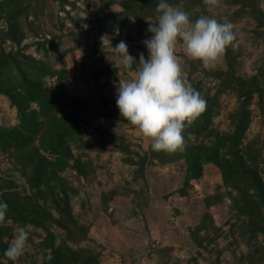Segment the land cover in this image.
I'll list each match as a JSON object with an SVG mask.
<instances>
[{
  "label": "rangeland",
  "instance_id": "obj_1",
  "mask_svg": "<svg viewBox=\"0 0 264 264\" xmlns=\"http://www.w3.org/2000/svg\"><path fill=\"white\" fill-rule=\"evenodd\" d=\"M120 1L67 0L61 7L53 0H26L22 6L29 7L18 20L23 34L19 46L10 42L3 45L6 52L20 48L51 70L68 71L63 80L47 75L45 86L51 91L63 89L80 101L81 141L72 152L80 159L84 176L68 169L62 177L70 189V215L81 231H67L56 223L50 231L63 236L74 249L100 253L99 264H264V235L251 234L250 220L240 211L239 195L223 186L219 169L205 165L200 179L192 181L186 195L181 196L184 150L153 151L151 141L121 118L115 103L119 80L131 78L133 72L122 68L111 46L123 40L137 62L141 53L147 59L143 41L151 38L148 23L155 22L159 14H126ZM255 1L264 9V0ZM168 2L185 10L193 20L207 15L230 22L235 34L229 46L235 75L249 79L264 73V41L255 33L256 22L233 0L219 7L206 6L205 13L196 0ZM177 55L192 87L200 83L202 95L215 94L219 82L213 75L227 70L225 56L206 67L187 57L182 46H178ZM106 69H117V73L108 76ZM218 104L213 127L225 133L231 130L229 114L237 106L236 95L229 89L221 90ZM249 110L251 123L245 143L251 144V154L257 159L254 166L264 180V98L255 96ZM16 123V108L0 95V126ZM189 133L183 132L185 147L201 140ZM114 135L124 139L128 152L120 149ZM142 162L140 169L138 163ZM29 171V167L14 166L12 159L0 154V184L14 181L18 189L29 192L26 180L17 178ZM112 190L115 196L103 204L101 193ZM44 205L58 220L50 204ZM261 213L264 216V209ZM19 227L28 231L30 246L13 263L44 264L49 251L39 243L46 231L13 225L10 243Z\"/></svg>",
  "mask_w": 264,
  "mask_h": 264
},
{
  "label": "trees",
  "instance_id": "obj_2",
  "mask_svg": "<svg viewBox=\"0 0 264 264\" xmlns=\"http://www.w3.org/2000/svg\"><path fill=\"white\" fill-rule=\"evenodd\" d=\"M26 0H0V95L6 97L16 108L17 123L14 126H0V154L7 155L14 166L29 167L24 178L29 188L18 189L14 181L0 184V202L7 204L6 223L0 225V264H14L5 250L12 237V226L31 225L42 228L46 235L41 239V248L49 251L44 264H99L100 253L91 249H74L67 240L50 231L54 223L60 228L80 233L69 210V186L62 174L68 169L84 176L80 159L75 158L72 147L81 141L79 99L66 94L63 89L51 91L45 86L44 77H68L66 70H51L48 64L24 55L20 48L6 52L3 45L10 42L19 46L23 34L18 23L29 7H23ZM63 7L67 0H53ZM205 13L203 0H196ZM239 10L251 16L256 22V35L264 41V9L255 0H233ZM159 0H121L124 13L156 12ZM226 3V0H221ZM4 24V26H3ZM2 26V27H1ZM43 45H40L42 47ZM45 54V52H44ZM46 55V54H45ZM227 70L217 71L219 89L212 96L202 95L200 83L193 86L206 101L204 112L185 127L201 140L184 148L185 173L180 195L185 196L192 181L200 179L203 167L215 165L226 188L239 195L240 211L250 220L251 234L264 235V180L257 166V159L251 154L252 146L245 143L246 132L251 123L249 106L255 96L264 98V73L242 79L235 75V59L228 47L225 55ZM106 75L115 76L117 69L104 70ZM229 89L237 98V106L229 114L231 130L220 133L213 127V119L219 114L218 97L221 90ZM123 152L128 146L122 137L112 136ZM122 146V147H121ZM128 163L136 164L132 159ZM141 169L144 162L138 163ZM116 191L102 192V203L106 204ZM58 213L55 221L44 205Z\"/></svg>",
  "mask_w": 264,
  "mask_h": 264
},
{
  "label": "clouds",
  "instance_id": "obj_3",
  "mask_svg": "<svg viewBox=\"0 0 264 264\" xmlns=\"http://www.w3.org/2000/svg\"><path fill=\"white\" fill-rule=\"evenodd\" d=\"M203 3L219 7L221 0ZM156 12L155 22L148 23L151 38L143 41L147 59L141 53L137 62L123 40L114 48L110 44L122 68L133 72L131 78L119 80L115 103L121 118L151 141L153 151L176 153L184 150L185 127L206 108V101L183 72L177 48L182 46L187 57L212 67L226 55L235 34L230 22L207 15L193 20L168 0H159ZM7 209V204L0 202V225L6 223ZM29 246L28 231L19 227L4 255L15 261Z\"/></svg>",
  "mask_w": 264,
  "mask_h": 264
}]
</instances>
